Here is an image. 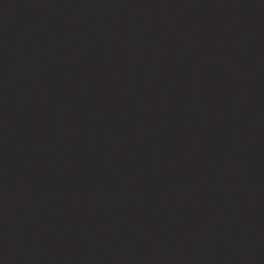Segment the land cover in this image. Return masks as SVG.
Returning a JSON list of instances; mask_svg holds the SVG:
<instances>
[{
	"label": "water",
	"instance_id": "water-1",
	"mask_svg": "<svg viewBox=\"0 0 264 264\" xmlns=\"http://www.w3.org/2000/svg\"><path fill=\"white\" fill-rule=\"evenodd\" d=\"M0 264H264V0H0Z\"/></svg>",
	"mask_w": 264,
	"mask_h": 264
}]
</instances>
